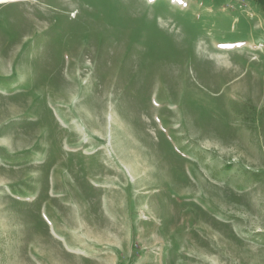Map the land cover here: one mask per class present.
Listing matches in <instances>:
<instances>
[{"label": "rangeland", "instance_id": "374dc122", "mask_svg": "<svg viewBox=\"0 0 264 264\" xmlns=\"http://www.w3.org/2000/svg\"><path fill=\"white\" fill-rule=\"evenodd\" d=\"M257 7L0 4V264H264Z\"/></svg>", "mask_w": 264, "mask_h": 264}, {"label": "trees", "instance_id": "16d2710c", "mask_svg": "<svg viewBox=\"0 0 264 264\" xmlns=\"http://www.w3.org/2000/svg\"><path fill=\"white\" fill-rule=\"evenodd\" d=\"M256 4H257V8L258 9H261L262 11H263V13H264V0H253ZM252 176V178L253 179H257V178H259L260 177V175H251Z\"/></svg>", "mask_w": 264, "mask_h": 264}, {"label": "bare ground", "instance_id": "6f19581e", "mask_svg": "<svg viewBox=\"0 0 264 264\" xmlns=\"http://www.w3.org/2000/svg\"><path fill=\"white\" fill-rule=\"evenodd\" d=\"M18 1H22V0H0V4L17 3Z\"/></svg>", "mask_w": 264, "mask_h": 264}]
</instances>
